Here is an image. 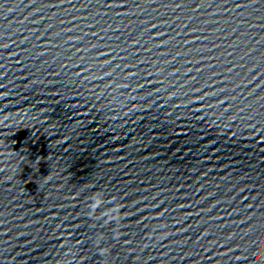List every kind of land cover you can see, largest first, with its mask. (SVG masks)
<instances>
[{
    "label": "water",
    "instance_id": "water-1",
    "mask_svg": "<svg viewBox=\"0 0 264 264\" xmlns=\"http://www.w3.org/2000/svg\"><path fill=\"white\" fill-rule=\"evenodd\" d=\"M0 264H264V0H0Z\"/></svg>",
    "mask_w": 264,
    "mask_h": 264
}]
</instances>
